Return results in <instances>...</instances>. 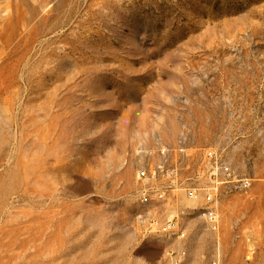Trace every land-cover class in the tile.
I'll return each mask as SVG.
<instances>
[{"label": "rangeland", "instance_id": "obj_1", "mask_svg": "<svg viewBox=\"0 0 264 264\" xmlns=\"http://www.w3.org/2000/svg\"><path fill=\"white\" fill-rule=\"evenodd\" d=\"M0 264H264V0H0Z\"/></svg>", "mask_w": 264, "mask_h": 264}, {"label": "built area", "instance_id": "obj_2", "mask_svg": "<svg viewBox=\"0 0 264 264\" xmlns=\"http://www.w3.org/2000/svg\"><path fill=\"white\" fill-rule=\"evenodd\" d=\"M183 151L184 150L180 149V152ZM204 159H206V170L203 172L202 176L205 183L200 188H188L187 193L193 200H197L199 196L204 198L205 207L203 216L214 229H217L218 213L216 203L221 193L220 190L226 186L232 192H241L249 185V181L234 174L229 164L216 151H207L204 154ZM163 160L161 166H158L153 172L146 168L140 169L137 175L139 180L151 179L154 181L159 174H169L165 166L166 159ZM173 172H175V170L170 171V173ZM154 193L155 199L160 201L164 198V194L159 192ZM142 194L141 204L144 206L151 204L153 201L151 199L152 193L145 190ZM175 229L176 223L173 219L166 221L160 228L163 233L167 234H172Z\"/></svg>", "mask_w": 264, "mask_h": 264}]
</instances>
